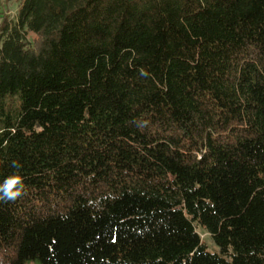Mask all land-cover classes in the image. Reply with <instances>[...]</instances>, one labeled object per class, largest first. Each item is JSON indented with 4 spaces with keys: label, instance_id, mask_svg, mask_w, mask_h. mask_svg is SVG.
<instances>
[{
    "label": "trees",
    "instance_id": "trees-1",
    "mask_svg": "<svg viewBox=\"0 0 264 264\" xmlns=\"http://www.w3.org/2000/svg\"><path fill=\"white\" fill-rule=\"evenodd\" d=\"M15 1L0 264H264V0Z\"/></svg>",
    "mask_w": 264,
    "mask_h": 264
},
{
    "label": "clouds",
    "instance_id": "clouds-1",
    "mask_svg": "<svg viewBox=\"0 0 264 264\" xmlns=\"http://www.w3.org/2000/svg\"><path fill=\"white\" fill-rule=\"evenodd\" d=\"M13 167H19V165L14 162ZM25 187L24 178L20 174L8 175L0 183V200L15 201L25 194Z\"/></svg>",
    "mask_w": 264,
    "mask_h": 264
},
{
    "label": "rangeland",
    "instance_id": "rangeland-1",
    "mask_svg": "<svg viewBox=\"0 0 264 264\" xmlns=\"http://www.w3.org/2000/svg\"><path fill=\"white\" fill-rule=\"evenodd\" d=\"M10 15L15 13L17 8V2L15 0H4L2 1ZM0 11H3L0 9ZM200 236L203 242L207 245V249L210 253H218V248L214 245L213 241L207 236L205 232L199 230Z\"/></svg>",
    "mask_w": 264,
    "mask_h": 264
},
{
    "label": "crops",
    "instance_id": "crops-1",
    "mask_svg": "<svg viewBox=\"0 0 264 264\" xmlns=\"http://www.w3.org/2000/svg\"><path fill=\"white\" fill-rule=\"evenodd\" d=\"M4 0H0V9L3 10V11H7L6 7H5V4L2 2ZM16 11V10H15ZM15 14V13H14ZM13 14V15H14Z\"/></svg>",
    "mask_w": 264,
    "mask_h": 264
}]
</instances>
